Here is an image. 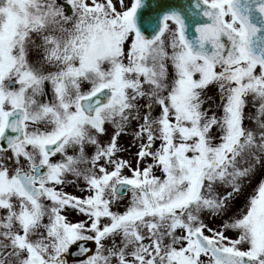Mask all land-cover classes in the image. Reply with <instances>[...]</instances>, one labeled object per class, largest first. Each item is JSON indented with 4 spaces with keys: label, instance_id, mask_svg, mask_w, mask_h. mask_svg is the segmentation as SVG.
Listing matches in <instances>:
<instances>
[{
    "label": "snow or ice",
    "instance_id": "obj_1",
    "mask_svg": "<svg viewBox=\"0 0 264 264\" xmlns=\"http://www.w3.org/2000/svg\"><path fill=\"white\" fill-rule=\"evenodd\" d=\"M0 264H264V0H0Z\"/></svg>",
    "mask_w": 264,
    "mask_h": 264
}]
</instances>
